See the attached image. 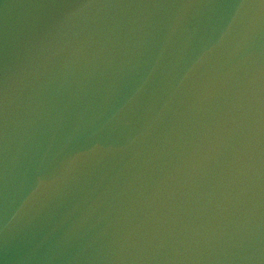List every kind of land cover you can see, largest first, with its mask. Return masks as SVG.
I'll list each match as a JSON object with an SVG mask.
<instances>
[{"label":"water","instance_id":"1","mask_svg":"<svg viewBox=\"0 0 264 264\" xmlns=\"http://www.w3.org/2000/svg\"><path fill=\"white\" fill-rule=\"evenodd\" d=\"M0 264H264V0H0Z\"/></svg>","mask_w":264,"mask_h":264}]
</instances>
